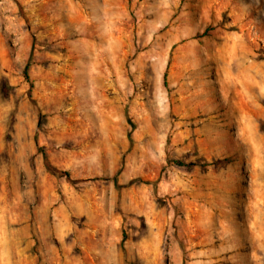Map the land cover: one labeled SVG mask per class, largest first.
<instances>
[{
  "label": "rangeland",
  "instance_id": "374dc122",
  "mask_svg": "<svg viewBox=\"0 0 264 264\" xmlns=\"http://www.w3.org/2000/svg\"><path fill=\"white\" fill-rule=\"evenodd\" d=\"M0 264H264V0H0Z\"/></svg>",
  "mask_w": 264,
  "mask_h": 264
},
{
  "label": "trees",
  "instance_id": "16d2710c",
  "mask_svg": "<svg viewBox=\"0 0 264 264\" xmlns=\"http://www.w3.org/2000/svg\"><path fill=\"white\" fill-rule=\"evenodd\" d=\"M25 75L29 79V75L27 72H25ZM34 103H35V106L37 107L36 102H34ZM229 160L230 159L228 157L219 158V159H216L213 163L215 165H220L222 163L229 162ZM178 163L183 164V162H180V161H178ZM45 165H46L48 171H50L51 173H54V174L59 175V176L60 175H67V177L69 176V173L66 170L59 169L58 167L53 165L46 157H45Z\"/></svg>",
  "mask_w": 264,
  "mask_h": 264
}]
</instances>
